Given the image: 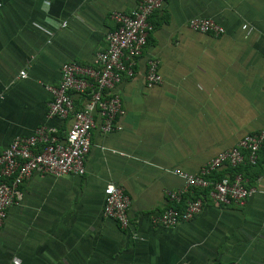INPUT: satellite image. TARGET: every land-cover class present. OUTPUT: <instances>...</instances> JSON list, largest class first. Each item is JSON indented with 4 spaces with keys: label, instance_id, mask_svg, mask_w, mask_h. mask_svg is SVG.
<instances>
[{
    "label": "crops",
    "instance_id": "crops-1",
    "mask_svg": "<svg viewBox=\"0 0 264 264\" xmlns=\"http://www.w3.org/2000/svg\"><path fill=\"white\" fill-rule=\"evenodd\" d=\"M137 3L0 0V151L39 127L66 134L72 117H48L47 88L65 63L96 68L115 28L111 14ZM194 18L224 33L194 32ZM149 20L134 74L115 88L119 130L102 132L96 117L83 176L34 173L23 182L0 228V264H264V164L249 173L255 193L244 206L207 202L172 229L151 221L173 206L168 191L185 188L173 170L198 174L218 152L264 131V0H167ZM151 59L162 82L148 87ZM71 97L76 111L89 99ZM108 183L130 200L126 230L102 214Z\"/></svg>",
    "mask_w": 264,
    "mask_h": 264
},
{
    "label": "built area",
    "instance_id": "built-area-1",
    "mask_svg": "<svg viewBox=\"0 0 264 264\" xmlns=\"http://www.w3.org/2000/svg\"><path fill=\"white\" fill-rule=\"evenodd\" d=\"M166 1L138 0L136 8L128 14L113 12L111 19L115 28L106 34L105 50L95 57L96 68L82 67L74 62L61 66L58 85L47 88L51 95L47 114L49 118L59 119L71 116L72 122L62 137L57 136L55 130L39 127L30 136L15 137L7 148L0 151V228L8 210L21 200L23 182L34 173L56 178L84 175L96 117L100 120L102 132L119 130L117 121L124 115V108L115 88L123 76H133L134 66L153 29L149 18L153 12L162 9ZM58 26L65 28L67 22ZM188 26L201 34L220 36L224 33V28L210 18L191 19ZM241 29L247 34L251 30L247 25H242ZM19 76L25 78L26 73L22 71ZM144 80L148 87L161 84L156 60L148 61ZM73 93L89 97L83 110L74 109ZM263 146L264 131L247 134L233 148L218 152L198 174L173 170L171 173L184 181L185 188L167 192L172 203L180 204L190 189H200L203 194L194 201H187L182 210L166 208L152 218V224L165 229L175 228L191 221L207 202L223 207L244 206L255 189L246 187L247 181L242 175H227L218 181L207 177L222 168L234 169L243 165L245 160L254 165ZM129 206L130 200L121 188L112 183L104 187L102 214L123 230L130 226Z\"/></svg>",
    "mask_w": 264,
    "mask_h": 264
},
{
    "label": "trees",
    "instance_id": "trees-1",
    "mask_svg": "<svg viewBox=\"0 0 264 264\" xmlns=\"http://www.w3.org/2000/svg\"><path fill=\"white\" fill-rule=\"evenodd\" d=\"M150 23V20H149ZM151 24V23H150ZM264 164V146L260 149L258 153V159L257 162L254 165H250L246 160L243 165H240L234 169L225 167L221 170L213 173L212 175L208 176V180L218 181L221 178L229 175L232 177L233 175L240 174L244 179H246V187L249 188V173L253 171L256 167H260ZM203 194V191L200 189H190L187 193H185L181 199L180 204H173L170 208L182 210L184 208V205L187 201H194L198 199ZM169 208V207H168Z\"/></svg>",
    "mask_w": 264,
    "mask_h": 264
},
{
    "label": "clouds",
    "instance_id": "clouds-1",
    "mask_svg": "<svg viewBox=\"0 0 264 264\" xmlns=\"http://www.w3.org/2000/svg\"><path fill=\"white\" fill-rule=\"evenodd\" d=\"M50 7V6H49ZM49 23H51V21H49ZM14 261H15V258H14Z\"/></svg>",
    "mask_w": 264,
    "mask_h": 264
}]
</instances>
